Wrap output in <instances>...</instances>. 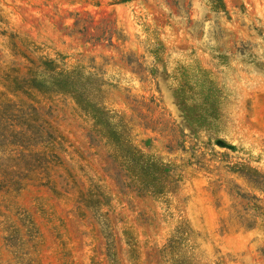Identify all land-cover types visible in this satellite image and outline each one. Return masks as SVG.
Masks as SVG:
<instances>
[{
  "label": "rangeland",
  "instance_id": "obj_1",
  "mask_svg": "<svg viewBox=\"0 0 264 264\" xmlns=\"http://www.w3.org/2000/svg\"><path fill=\"white\" fill-rule=\"evenodd\" d=\"M0 264H264V0H0Z\"/></svg>",
  "mask_w": 264,
  "mask_h": 264
},
{
  "label": "trees",
  "instance_id": "obj_2",
  "mask_svg": "<svg viewBox=\"0 0 264 264\" xmlns=\"http://www.w3.org/2000/svg\"><path fill=\"white\" fill-rule=\"evenodd\" d=\"M26 84L28 89H37V81L35 79L28 81Z\"/></svg>",
  "mask_w": 264,
  "mask_h": 264
}]
</instances>
